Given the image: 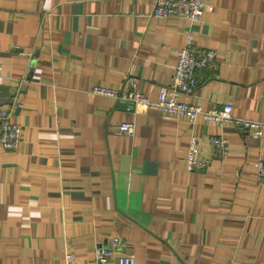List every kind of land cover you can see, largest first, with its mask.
Listing matches in <instances>:
<instances>
[{"label": "crops", "instance_id": "obj_1", "mask_svg": "<svg viewBox=\"0 0 264 264\" xmlns=\"http://www.w3.org/2000/svg\"><path fill=\"white\" fill-rule=\"evenodd\" d=\"M154 2L0 0V106L22 126L15 148L0 144V264H97V245L108 264H264V131L93 91L133 78L155 99L190 33L215 59L186 100L264 116V0H205L195 23L151 16ZM211 134L228 139L225 158ZM193 135L207 162L190 171Z\"/></svg>", "mask_w": 264, "mask_h": 264}, {"label": "built area", "instance_id": "obj_2", "mask_svg": "<svg viewBox=\"0 0 264 264\" xmlns=\"http://www.w3.org/2000/svg\"><path fill=\"white\" fill-rule=\"evenodd\" d=\"M205 0H155L150 15L157 18L178 16L187 19L189 22H198L205 10ZM215 59L214 49L196 47L192 34H187L184 43L177 51V58L173 64V71L168 86L162 89L155 99L145 93L134 89L135 81L130 78L131 89L113 90L102 86L93 87V91L110 98H119L137 109L155 108L166 115L182 118L193 123L198 115L206 122L212 121L217 124H234L251 135L259 137L264 131V116L259 118H244L233 114L232 105L224 103L221 106L204 108L197 103L186 100V97L193 94L198 83L197 71L209 67ZM12 105L0 106V144L13 149L22 137V126L12 121ZM134 125L131 122H123L119 130L128 135L134 133ZM213 152L225 158L228 149V139L222 134H211L208 136ZM200 141L193 135L189 138L188 148L185 154L186 168L190 171L202 168L206 159L200 157ZM258 179L264 181V159L257 164ZM118 243V239H114ZM112 251L103 245H97L94 250V258L97 264H108ZM70 259L71 254L66 253ZM115 264H136L133 255L123 254L116 258Z\"/></svg>", "mask_w": 264, "mask_h": 264}, {"label": "water", "instance_id": "obj_3", "mask_svg": "<svg viewBox=\"0 0 264 264\" xmlns=\"http://www.w3.org/2000/svg\"><path fill=\"white\" fill-rule=\"evenodd\" d=\"M0 89H1V88H0ZM4 102H6V101H4ZM4 102H3V103H4Z\"/></svg>", "mask_w": 264, "mask_h": 264}]
</instances>
